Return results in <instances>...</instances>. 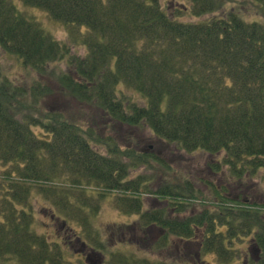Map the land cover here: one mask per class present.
<instances>
[{
    "label": "trees",
    "instance_id": "obj_1",
    "mask_svg": "<svg viewBox=\"0 0 264 264\" xmlns=\"http://www.w3.org/2000/svg\"><path fill=\"white\" fill-rule=\"evenodd\" d=\"M18 1L46 11L69 35L55 37ZM251 1L264 12V0ZM172 7L213 14L181 20ZM222 8V0H188L186 6L169 0L167 7L159 0H0V48L25 72L9 75L0 68V257L20 264H62L66 249L57 233L49 240L36 232L30 199L40 193L57 216L64 214L58 225L64 232L67 219L83 216L87 222L94 210L86 191L89 182L97 181L102 184L92 187L98 194L106 193L101 189L131 192L118 198L120 205L139 210V223L155 226L163 247L170 237H197L199 253H214L217 261L229 263L241 255L236 239L249 235L259 259L242 264H264V202H252L241 180L245 173L264 171V20H247L236 9ZM76 45L84 52H73ZM57 61L68 67L58 72L59 83L79 101L96 104L110 120L147 125L157 139L184 151L207 152L205 170L212 176L224 173L229 186L217 187L211 180V204L188 179L151 190L142 175L128 176L118 154L124 152L116 144L103 153L91 142L92 130L57 109L41 107L49 88L39 76ZM126 155L135 166L150 156L164 163L143 150L126 149ZM65 174L69 184L56 181ZM145 191L169 202L145 209ZM192 201H202L200 209ZM181 211L188 212L178 215ZM72 232L80 264H176L132 252L113 250L104 256L105 243L96 239V231H87L92 243ZM87 246L96 252L94 263L92 252L83 256Z\"/></svg>",
    "mask_w": 264,
    "mask_h": 264
},
{
    "label": "rangeland",
    "instance_id": "obj_2",
    "mask_svg": "<svg viewBox=\"0 0 264 264\" xmlns=\"http://www.w3.org/2000/svg\"><path fill=\"white\" fill-rule=\"evenodd\" d=\"M159 1L161 6H168L169 0ZM175 1L178 2L179 6L188 5V0ZM173 2L172 5H174ZM222 2L223 8L221 10L224 12L233 8L240 12L241 16L247 20H264V12L251 0H222ZM18 6L23 12L37 19L38 22L55 37L66 39L67 35H69V30L65 25L52 19L48 13L41 8L24 4L21 1H18ZM221 10L219 12L220 14ZM173 11L179 19L190 21L205 19L213 14L207 13L195 15L187 9H183V12H181L176 8H174ZM215 13L218 12H214V14ZM72 49L73 52L75 50L79 54L84 52L82 46L78 47L76 45L73 46ZM0 68L3 72H6L9 75L19 74V76H23L25 74L23 70L20 71L15 59L12 56H9L8 53L3 52L1 48ZM67 69L68 67L63 61L52 62L48 66L46 73L39 76L40 80L49 88L40 102L41 107L57 109L66 119L77 123L82 129L92 130L93 135L91 142L95 148L103 153L108 151V147L116 144L117 149L124 152L118 154L122 155L123 160L128 165V176L133 177L136 175H142L143 180H148L147 184L151 190H155V188L166 181L171 183H182L188 179L203 189L204 197L202 199H208V202H211V204L214 201L212 196L214 194L211 195L210 190H213L214 187L210 184V181L212 180L213 184L217 187H221L224 183L229 186L227 183L228 181H225L226 177L224 176V173L222 175L212 176L210 172L205 170L207 168V162L211 158L207 152L201 150L184 151L178 148L176 143L157 139V137L150 132L147 125H130L110 120L108 114L101 108H97L96 104L79 101L71 92L64 89L57 79L58 72ZM126 94L131 93L126 91ZM134 97L136 100L141 99L138 95H134ZM35 129L42 130L38 126H35ZM97 135L98 139L95 138ZM99 138L103 139V143H100ZM131 148L136 151L143 150L147 153L157 154L163 159L164 163L162 162V164H160L150 156L147 161L143 163L137 160V166H135L131 162L132 157L126 155V149L130 150ZM1 168L2 165L0 163V170ZM227 172L228 171L225 173L227 174ZM63 177L64 178H59L56 181L64 183L65 185L69 184L70 179L68 175L65 174ZM235 180L237 181L238 179ZM241 180L246 183L243 186L245 190V192H243L252 202H264L263 169L256 171L253 175L245 173ZM82 183L86 184V181L82 179ZM89 184L88 185L91 189H88L86 193L88 194L87 198L89 200V206H91L94 211L91 209L89 210L87 222L82 219L83 216H76L77 218L74 217L73 219H67V223L62 226L63 228H66L64 229V232L62 229L59 230L60 227H58L59 223L61 224V221L64 220L61 217L64 214L57 216L56 211L50 205L49 200L40 193L33 192V196L30 199V205H32L31 208L33 209L35 217L34 220L36 221V232L39 234H45L49 240L55 239V234L57 233V242H59L61 247L66 249L64 255L67 259H65L62 264H80L79 246L76 243V240L73 241L75 237L72 232L73 230L78 234L85 236L87 241L91 243L93 235L89 236L87 231L92 233L96 231V239L102 240L105 243V247L101 250V253L104 254V256H109V251L114 250L121 251L123 254H126V252H132L134 254H139V256L166 257L169 261L176 264H194L196 259L200 262L199 264H242L243 260L249 262L250 258L253 260V257L259 259L260 251L259 249H256L254 242L251 243L249 235H245L246 240H241L239 238L236 239L234 245L238 247L241 255H239L240 257L238 256L235 261H230L229 263L217 261L218 259L214 253H199L197 246L194 245V243L197 242V237H190L187 239H181L176 236L170 237L169 243L163 247L162 245L157 244V234L159 230L154 228L155 226L148 228L149 226L143 227L139 223V210L129 212L120 205L118 198H123L124 195L129 197L132 195L131 192H124L121 189H115L112 191L101 189L100 192L104 190L106 193L98 194L97 189H94L92 186L102 183L93 181L89 182ZM236 188H229V190L234 192L242 191L241 189ZM90 191H92L93 194L89 197L88 192ZM141 198L144 201L142 207L145 209L163 206L165 202H169L166 199H161L162 197L158 198L153 192L145 191L142 193ZM192 202L196 204L198 208L200 203H203L202 201ZM95 208L97 209L95 210ZM210 208L215 209L216 207L210 206ZM185 212L181 211L177 212V214L183 215ZM77 213L80 215V212ZM175 213L176 212H174V214ZM83 221L85 222V225ZM186 241H188L187 245L185 244ZM86 253H91V255H89L91 261H96V252H93V249L89 246L84 250L83 256H86ZM3 258V256L0 257V264H20L14 257L11 261H9L10 259L5 260ZM202 259L209 262L206 263Z\"/></svg>",
    "mask_w": 264,
    "mask_h": 264
},
{
    "label": "flooded vegetation",
    "instance_id": "obj_3",
    "mask_svg": "<svg viewBox=\"0 0 264 264\" xmlns=\"http://www.w3.org/2000/svg\"><path fill=\"white\" fill-rule=\"evenodd\" d=\"M94 263V262H93Z\"/></svg>",
    "mask_w": 264,
    "mask_h": 264
}]
</instances>
